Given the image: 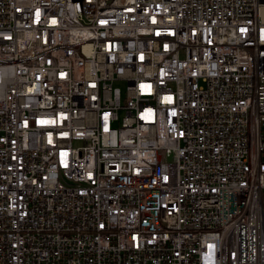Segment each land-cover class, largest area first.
<instances>
[{"label":"built area","instance_id":"2783aa9c","mask_svg":"<svg viewBox=\"0 0 264 264\" xmlns=\"http://www.w3.org/2000/svg\"><path fill=\"white\" fill-rule=\"evenodd\" d=\"M0 264H264V0H0Z\"/></svg>","mask_w":264,"mask_h":264},{"label":"rangeland","instance_id":"374dc122","mask_svg":"<svg viewBox=\"0 0 264 264\" xmlns=\"http://www.w3.org/2000/svg\"><path fill=\"white\" fill-rule=\"evenodd\" d=\"M119 87L124 88L123 84H118Z\"/></svg>","mask_w":264,"mask_h":264}]
</instances>
